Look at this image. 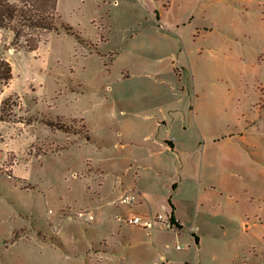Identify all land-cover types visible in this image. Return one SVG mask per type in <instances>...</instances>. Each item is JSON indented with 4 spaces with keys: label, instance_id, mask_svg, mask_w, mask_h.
<instances>
[{
    "label": "rangeland",
    "instance_id": "obj_1",
    "mask_svg": "<svg viewBox=\"0 0 264 264\" xmlns=\"http://www.w3.org/2000/svg\"><path fill=\"white\" fill-rule=\"evenodd\" d=\"M56 11L34 50L0 28V264H264V0ZM167 199L183 227L150 248L125 218Z\"/></svg>",
    "mask_w": 264,
    "mask_h": 264
},
{
    "label": "trees",
    "instance_id": "obj_2",
    "mask_svg": "<svg viewBox=\"0 0 264 264\" xmlns=\"http://www.w3.org/2000/svg\"><path fill=\"white\" fill-rule=\"evenodd\" d=\"M56 3L57 0H0V28L12 30L16 38L24 36L27 49L34 50L40 35L58 29ZM61 26L67 33H72L68 24ZM25 30L37 31L39 36L26 37ZM11 77V64L0 57V81L5 84Z\"/></svg>",
    "mask_w": 264,
    "mask_h": 264
},
{
    "label": "crops",
    "instance_id": "obj_3",
    "mask_svg": "<svg viewBox=\"0 0 264 264\" xmlns=\"http://www.w3.org/2000/svg\"><path fill=\"white\" fill-rule=\"evenodd\" d=\"M171 149V148H170ZM171 150H173V148L171 149ZM124 191H134L136 194H137V199H136V201L133 203V204H137L136 205V208H137V212H139V213H147V212H149V211H152V209H151V205L149 204V201H148V197L146 196L147 194H146V192L139 186V185H134V186H132V187H130V189H125V190H123V192ZM143 201H146V202H148L147 204L148 205H146V204H143ZM147 206L149 207V211H147L146 210V208H147ZM170 206H171V204H170V200L169 199H167V200H165V203L164 204H161V207L162 208H164L165 209V211H161L160 209H157L158 211L157 212H166V213H168L167 211L168 210H170V213L173 215V217L174 218H176L177 219V228H182L183 227V221H182V219H180V217H179V215L176 213V209L173 207V212L171 211L172 209L170 208ZM245 226H247V225H245L244 224V227ZM131 227H133V229H136V230H140V231H145V229L144 228H142V227H140V226H137V225H131ZM176 228V231H173V230H170L172 233H179V230ZM162 229V228H161ZM160 229V230H161ZM164 231H166L165 229H163ZM146 232V234H147V236H148V243H149V247L150 248H152V246H153V244H154V246H153V248L154 247H156V245H155V242H154V239L153 238H150V234H151V232L152 231H145ZM189 233H190V235H192L193 237H194V240H193V242L195 243L194 244V248H195V251L197 250V249H199V242H200V237L198 236V235H196L193 231H189ZM197 238V240H196V238ZM177 248V247H176ZM143 249V248H142ZM177 249H180V248H177ZM143 250H147V249H143ZM187 253H183V255H182V257H181V259L183 258V260H181V263L180 264H201V262L198 260V261H196V260H194L193 262H192V260L194 259H192L191 261L189 260L190 259V255H186ZM164 253H160V260H165V257H164ZM153 262H155V263H153V264H157L156 263V261H153Z\"/></svg>",
    "mask_w": 264,
    "mask_h": 264
},
{
    "label": "built area",
    "instance_id": "obj_4",
    "mask_svg": "<svg viewBox=\"0 0 264 264\" xmlns=\"http://www.w3.org/2000/svg\"><path fill=\"white\" fill-rule=\"evenodd\" d=\"M119 199L121 203L133 204L137 199V194L134 191H124ZM125 221L148 229V231L154 228L176 231L177 226V219L171 213L165 212H158L153 215L132 213L130 216H126ZM176 247L180 248L178 244Z\"/></svg>",
    "mask_w": 264,
    "mask_h": 264
}]
</instances>
